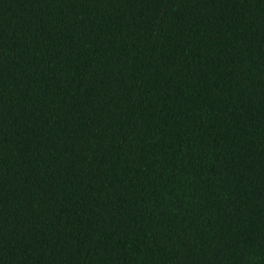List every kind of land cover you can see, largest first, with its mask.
<instances>
[{
	"label": "trees",
	"instance_id": "trees-1",
	"mask_svg": "<svg viewBox=\"0 0 264 264\" xmlns=\"http://www.w3.org/2000/svg\"><path fill=\"white\" fill-rule=\"evenodd\" d=\"M0 264H264V0H0Z\"/></svg>",
	"mask_w": 264,
	"mask_h": 264
}]
</instances>
